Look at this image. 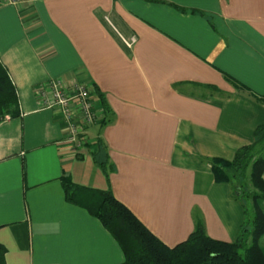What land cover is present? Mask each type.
Instances as JSON below:
<instances>
[{
	"label": "crops",
	"instance_id": "1",
	"mask_svg": "<svg viewBox=\"0 0 264 264\" xmlns=\"http://www.w3.org/2000/svg\"><path fill=\"white\" fill-rule=\"evenodd\" d=\"M0 70L17 102V116L0 119L5 264L123 262L100 223L66 202L62 178L109 189L168 248L194 217L209 239L235 240L242 203L208 159L230 161L264 123V0H0ZM48 82L90 87L97 120L77 151L37 98Z\"/></svg>",
	"mask_w": 264,
	"mask_h": 264
},
{
	"label": "trees",
	"instance_id": "2",
	"mask_svg": "<svg viewBox=\"0 0 264 264\" xmlns=\"http://www.w3.org/2000/svg\"><path fill=\"white\" fill-rule=\"evenodd\" d=\"M228 81L234 87L248 92ZM95 94L101 115L99 124L103 125L109 111L102 96ZM259 99L264 104V95ZM5 116H17V102L11 85L0 70V119ZM88 145L93 148V162L106 175L109 167L104 145L99 139ZM208 164L213 181L229 184L232 197L237 195L235 197L240 202V186L233 187L232 183L244 179L251 187L246 198L250 202L252 217L247 219V210L242 205L244 221L235 240L230 243L209 239L204 233L201 220L194 217L193 230L186 240L168 248L116 201L109 189L93 191L76 187L66 178L60 181L66 202L86 210L113 238L123 256L120 264H264V123L254 129L252 142L237 149L230 161L213 158L208 159ZM0 264H5L4 249L1 246Z\"/></svg>",
	"mask_w": 264,
	"mask_h": 264
},
{
	"label": "built area",
	"instance_id": "3",
	"mask_svg": "<svg viewBox=\"0 0 264 264\" xmlns=\"http://www.w3.org/2000/svg\"><path fill=\"white\" fill-rule=\"evenodd\" d=\"M15 3V0H5ZM133 40L126 43L131 47ZM89 86L85 84L63 85L59 82H48L38 92L37 98L42 108L52 110L60 116L66 125V142L74 151L86 143L84 132L96 122V112L90 102Z\"/></svg>",
	"mask_w": 264,
	"mask_h": 264
},
{
	"label": "rangeland",
	"instance_id": "4",
	"mask_svg": "<svg viewBox=\"0 0 264 264\" xmlns=\"http://www.w3.org/2000/svg\"><path fill=\"white\" fill-rule=\"evenodd\" d=\"M232 185L233 187H235V185L240 186L239 190L242 191V197L240 198V200L242 205L247 210V219L250 220L252 217V212L250 208V202L249 199L246 198V194L247 192L251 191V187L249 186L248 182H246L244 179H242L241 181H234ZM263 210H264V205H263Z\"/></svg>",
	"mask_w": 264,
	"mask_h": 264
}]
</instances>
